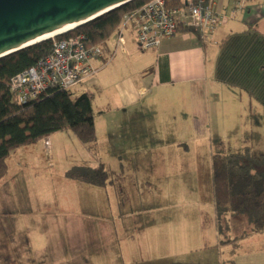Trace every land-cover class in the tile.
I'll use <instances>...</instances> for the list:
<instances>
[{"label":"crops","instance_id":"0c3cea01","mask_svg":"<svg viewBox=\"0 0 264 264\" xmlns=\"http://www.w3.org/2000/svg\"><path fill=\"white\" fill-rule=\"evenodd\" d=\"M216 4L218 13L229 16L234 0H216ZM184 29L181 27L158 49L141 53L136 52L135 40L127 33L126 52L117 54L108 66L73 91L77 96L88 94L92 98L96 132L92 145L100 138H114L122 128L130 129L134 173H165L163 161L171 153L168 150L177 155L180 146L187 150V144L197 142L231 144L227 154L248 148L254 157L264 156V0L244 2L239 13L205 38L197 30ZM113 43L112 34L105 46L111 49ZM93 66L98 68L100 62H93ZM110 96L119 104L112 107L115 117L106 110ZM99 98L102 104L97 109ZM154 144H160L156 152H152ZM99 189L106 190L107 186ZM89 194L83 195V202H70L68 213L62 216L53 215L47 206L33 207L32 214L23 216L31 229L19 233L26 239L27 248L23 250L18 243L19 250L13 254L11 245L8 258L4 256L6 250L0 248V264H168L172 253L166 232H156L155 236L145 233L135 217L122 221L117 231L113 217L92 214L99 207L106 210V205L91 201ZM21 203L28 209L34 205L30 201ZM75 210H81L84 216H74ZM230 221L243 223L244 219L233 217ZM107 223L113 225L117 241V251L109 258L101 257L95 248L105 239ZM213 231L210 239L183 236L182 247L179 245L176 252L188 258L207 254L210 261L206 264H224L222 249L232 246V256L225 264H234L233 259L239 258L235 251L237 237L228 235L226 243L221 244L214 219ZM6 235L19 238L13 231ZM258 235L264 238V232ZM144 238H150L154 248L140 250Z\"/></svg>","mask_w":264,"mask_h":264},{"label":"rangeland","instance_id":"374dc122","mask_svg":"<svg viewBox=\"0 0 264 264\" xmlns=\"http://www.w3.org/2000/svg\"><path fill=\"white\" fill-rule=\"evenodd\" d=\"M110 97L106 110H111L109 112L115 117L112 107L119 104L113 96ZM100 99L95 103L97 109L102 104ZM129 130L122 128L114 138L103 141L100 138L95 145L80 143L71 132H58L46 138V147L43 145L46 139H43L14 150L7 159V174L0 181V248L6 250L4 256L9 257L8 248L13 247V254L20 246L23 250L27 248L26 239H22L19 233L24 234L31 229L24 222L23 216L32 214L30 210L33 207L42 209L40 206H47L53 215H66L70 202L75 199L78 202L85 201L83 195L89 192L91 201L106 205V210L99 207L92 214L113 217L117 231L122 221H131L135 217L140 221L141 231L145 233H153L155 236L156 232H166L172 253L168 264H206L210 261L207 254L198 253L188 258L184 253L176 251L179 245L182 247L185 235L202 239H210L212 236L210 155L229 153L231 144L197 142L187 144V150L180 146L177 155H174L172 149L168 150L171 153H167L163 161L167 166L165 173H134V149H130L134 141ZM159 145L154 144L152 152L158 151ZM100 163L104 165L112 182L106 190L67 177L72 167L95 168ZM147 182L151 185H147ZM21 201H30L34 205L28 209ZM74 216L84 214L81 210H75ZM228 226L227 236L221 239L225 241L228 235L232 239L237 237L235 242L238 246L235 251L239 258L233 259L234 264H264V238L258 234L248 235L251 228L245 220L243 223L229 221ZM8 231L18 234L19 238L6 235ZM103 233L105 239L98 241L95 248L98 252L100 250L101 257L109 258L117 251L113 225L105 224ZM150 243H153L150 238H144L139 249L146 252L149 247L154 248ZM228 248L222 249L224 264L232 256L230 251L233 247Z\"/></svg>","mask_w":264,"mask_h":264},{"label":"trees","instance_id":"16d2710c","mask_svg":"<svg viewBox=\"0 0 264 264\" xmlns=\"http://www.w3.org/2000/svg\"><path fill=\"white\" fill-rule=\"evenodd\" d=\"M149 1L134 0L53 39L0 59V181L7 174V159L20 147L36 144L58 132H71L82 144L96 141L90 95L49 89L34 101L17 104L8 90L10 79L46 57L53 40L82 34L89 45H105L124 15ZM165 5L177 7L182 2L165 0ZM180 30L178 25L177 32ZM210 161L213 219L218 237L227 236L233 217L244 219L252 233L264 232V156L256 158L246 148L238 154L211 155ZM67 177L99 188L111 183L102 164L96 168L72 167ZM223 239L221 244L226 243Z\"/></svg>","mask_w":264,"mask_h":264},{"label":"built area","instance_id":"2783aa9c","mask_svg":"<svg viewBox=\"0 0 264 264\" xmlns=\"http://www.w3.org/2000/svg\"><path fill=\"white\" fill-rule=\"evenodd\" d=\"M246 1L234 0L228 16L217 12L216 0H181V6L171 8L166 7L165 0H150L123 16L113 33L111 49L105 45H89L82 34L53 40L50 53L13 76L8 90L17 104L34 101L49 89L73 92L108 66L117 54L126 52L128 32L135 40L137 53L158 49L163 41L175 37L178 25L196 29L200 37L205 38L239 13ZM97 61L100 62L98 68L93 66ZM43 145L47 146V140Z\"/></svg>","mask_w":264,"mask_h":264},{"label":"water","instance_id":"95a60500","mask_svg":"<svg viewBox=\"0 0 264 264\" xmlns=\"http://www.w3.org/2000/svg\"><path fill=\"white\" fill-rule=\"evenodd\" d=\"M132 1L0 0V59L44 41L37 40L53 31L77 28Z\"/></svg>","mask_w":264,"mask_h":264},{"label":"bare ground","instance_id":"6f19581e","mask_svg":"<svg viewBox=\"0 0 264 264\" xmlns=\"http://www.w3.org/2000/svg\"><path fill=\"white\" fill-rule=\"evenodd\" d=\"M75 27H76V25L66 26L64 28H61L59 30L53 31L52 33H49V34L45 35L44 37L40 38L37 41L54 38L57 35H61V34H64V33L68 32V31L73 30Z\"/></svg>","mask_w":264,"mask_h":264}]
</instances>
